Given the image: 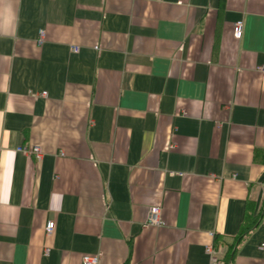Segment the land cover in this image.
Masks as SVG:
<instances>
[{"label": "crops", "instance_id": "obj_1", "mask_svg": "<svg viewBox=\"0 0 264 264\" xmlns=\"http://www.w3.org/2000/svg\"><path fill=\"white\" fill-rule=\"evenodd\" d=\"M263 242L264 0H0V264H264Z\"/></svg>", "mask_w": 264, "mask_h": 264}, {"label": "built area", "instance_id": "obj_2", "mask_svg": "<svg viewBox=\"0 0 264 264\" xmlns=\"http://www.w3.org/2000/svg\"><path fill=\"white\" fill-rule=\"evenodd\" d=\"M243 26H244L243 20H238L234 26L235 36L239 39L243 35ZM43 37H44V32L42 31L41 32V41L43 40ZM97 49H98V47H97ZM73 51L78 52L79 48L74 47ZM42 95L46 96L47 93L44 92V93H42ZM19 150L28 154V155H34L37 159H40L42 157V151L39 147H34L32 150H28L24 147H21ZM149 222L151 224H154V225H162L163 224V222L161 221V218H160V209L159 208L155 207L151 210ZM54 228H55V222L49 221L48 225L46 227V232L48 234H51L53 232ZM260 247L262 249H264V242L261 244ZM207 251L211 255L210 264H226L222 259L218 258L215 255V250H213V247H208ZM99 260H100V255H87V256L83 257V263L84 264H99Z\"/></svg>", "mask_w": 264, "mask_h": 264}, {"label": "trees", "instance_id": "obj_3", "mask_svg": "<svg viewBox=\"0 0 264 264\" xmlns=\"http://www.w3.org/2000/svg\"><path fill=\"white\" fill-rule=\"evenodd\" d=\"M258 224V218H251L248 225H246L243 229V231L241 232L240 236L238 237L237 241H240L245 235H247L252 229L253 227H255ZM235 252V250H234ZM235 254V253H234ZM233 254V255H234ZM226 264H231V262H228Z\"/></svg>", "mask_w": 264, "mask_h": 264}]
</instances>
